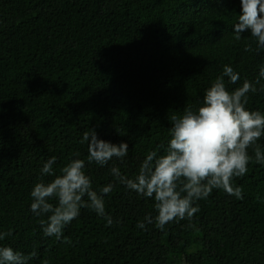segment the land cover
Returning a JSON list of instances; mask_svg holds the SVG:
<instances>
[{"label": "trees", "instance_id": "1", "mask_svg": "<svg viewBox=\"0 0 264 264\" xmlns=\"http://www.w3.org/2000/svg\"><path fill=\"white\" fill-rule=\"evenodd\" d=\"M240 8L241 0H0V232L11 230L0 245L35 250L29 264H264V165L250 162L234 179L243 199L214 189L195 202L191 222L163 230L136 227L155 217L154 202L109 171L134 177L148 152H162L170 114L195 110L225 65L239 73L236 84L224 77L229 90L255 83L264 49L249 32L234 38ZM261 85L246 107L264 113ZM92 129L127 143V156L88 164L81 139ZM258 144L264 150V137ZM53 156L57 172L85 160L98 193L114 185L104 195L112 225L81 208L60 240L44 235L30 193L53 179L41 174Z\"/></svg>", "mask_w": 264, "mask_h": 264}, {"label": "clouds", "instance_id": "2", "mask_svg": "<svg viewBox=\"0 0 264 264\" xmlns=\"http://www.w3.org/2000/svg\"><path fill=\"white\" fill-rule=\"evenodd\" d=\"M233 32L236 40L249 32L256 41V50L264 49V0H241ZM245 51H253L252 45L246 44ZM224 77L236 84L239 73L225 65L222 75L205 89L195 110L185 107L182 112H172L166 147L161 145L163 151L159 154L155 150L148 152L134 177L123 175L117 166L109 169L116 182L154 202L155 217L146 215L137 222V228L146 230L147 224L154 223L163 230L172 222H191L200 210L195 202L207 199L214 189L243 199V189L234 186V179L247 173L250 162L264 165V150L258 144L264 137V113L246 107L248 94L257 92L256 85L264 79V66L255 83L244 80L233 90L226 87ZM260 90L264 91V85ZM85 142L88 164L104 166L113 158L122 160L128 154L127 143L117 145L98 139L94 129L83 133L81 143ZM55 164V156L43 164L41 174L53 179L35 183L30 193L32 213L46 217L40 220L44 235L60 240L64 228L80 215L81 208H88L112 225L114 221L105 211L104 195L114 185L101 188L99 193L94 190L83 159H70L58 172ZM10 235L11 230L0 232V241ZM64 242L71 243L66 237ZM36 256L35 250L25 255L11 246L0 245V264H29Z\"/></svg>", "mask_w": 264, "mask_h": 264}]
</instances>
